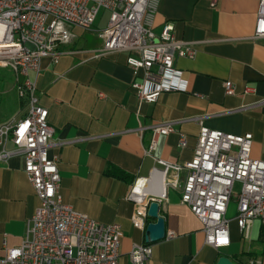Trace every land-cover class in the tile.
Instances as JSON below:
<instances>
[{"label":"crops","instance_id":"1","mask_svg":"<svg viewBox=\"0 0 264 264\" xmlns=\"http://www.w3.org/2000/svg\"><path fill=\"white\" fill-rule=\"evenodd\" d=\"M258 2L158 0L154 32L171 23L175 37L191 42L196 54L174 61L185 90L163 92L154 103L136 98L126 52L96 55L102 44L97 31L106 24L78 28V34L73 28L74 37L61 45L58 61L44 57L39 70L30 72L54 129L47 154L58 156V194L74 210L104 224L120 225L118 264H133L131 250L145 244L150 247L148 264H216L221 256L235 264H264V223L253 220L240 233L233 199L226 212L230 242L215 249L204 242L202 223L181 203L179 189L166 187L159 199L166 232L175 236L152 243H146L145 230L155 219L147 216L144 228L134 227L130 220L134 205L128 198L132 189L142 186L149 197L146 190L152 180L156 188L164 183V175L153 172L159 168L155 158L173 164L191 159L200 127L195 117L211 129L251 133L250 155L264 160V39L253 37ZM20 79H0V124L26 113L16 90ZM224 81L232 83V95L225 94ZM161 121H174V131L158 135L155 150L147 155L151 127ZM180 135L185 137L184 146ZM5 148L13 145L8 142ZM38 203L23 171V157L0 160V257L5 248L21 243L26 221Z\"/></svg>","mask_w":264,"mask_h":264},{"label":"built area","instance_id":"2","mask_svg":"<svg viewBox=\"0 0 264 264\" xmlns=\"http://www.w3.org/2000/svg\"><path fill=\"white\" fill-rule=\"evenodd\" d=\"M214 5L217 0H208ZM232 1V0H228ZM158 0H0V67L21 78L18 96L26 103V113L17 120L0 124V160L11 155L23 157V171L38 198V205L26 221L18 246L5 248L0 264H118L122 229L118 223L104 224L74 210L58 194L60 175L58 156H48L54 129L48 124V110L39 102L30 72H37L40 61L50 57L54 63L69 43L73 28L90 30L101 10L109 12L105 27L97 31L102 41L97 56L126 52V63L133 79L130 87L136 98L157 101L161 93L184 91L181 71L175 58H193V44L174 35L171 23L159 33L153 30ZM254 38L264 39V0H259ZM226 95L234 93L224 81ZM199 125L193 156L173 164L155 158L153 172L164 177L162 193L156 181L143 189H132L129 200L134 208L130 217L136 228H144L151 201L164 198L166 187L180 190V201L201 221L204 242L215 249L230 242L226 212L232 199L235 220L244 233L253 220L264 223V160L251 157V133L232 134ZM174 121H161L151 127L147 155L156 148L158 135L174 131ZM10 142L12 149H6ZM180 145L185 137L180 135ZM167 231V239L174 237ZM133 264H148L149 245H134L129 254Z\"/></svg>","mask_w":264,"mask_h":264},{"label":"water","instance_id":"3","mask_svg":"<svg viewBox=\"0 0 264 264\" xmlns=\"http://www.w3.org/2000/svg\"><path fill=\"white\" fill-rule=\"evenodd\" d=\"M160 203L155 200L151 201L147 208V216L155 219L154 222L148 223L145 230L146 243L159 241L165 237L166 229L163 217L159 215ZM216 264H235L225 256L219 257Z\"/></svg>","mask_w":264,"mask_h":264},{"label":"rangeland","instance_id":"4","mask_svg":"<svg viewBox=\"0 0 264 264\" xmlns=\"http://www.w3.org/2000/svg\"><path fill=\"white\" fill-rule=\"evenodd\" d=\"M108 17H109V12L106 10H101L97 16V19L94 23V26L101 27L102 25H105L107 23ZM79 31L80 30L78 28L74 29V32L76 34H78ZM14 76H15L14 72L9 70L8 68L0 67V79L13 80ZM14 94L16 95V93H14Z\"/></svg>","mask_w":264,"mask_h":264},{"label":"bare ground","instance_id":"5","mask_svg":"<svg viewBox=\"0 0 264 264\" xmlns=\"http://www.w3.org/2000/svg\"><path fill=\"white\" fill-rule=\"evenodd\" d=\"M162 179H163V176H161V180L160 181H162ZM162 186H164V183H159V185H158V188H156V193H162L163 192V190H162Z\"/></svg>","mask_w":264,"mask_h":264}]
</instances>
